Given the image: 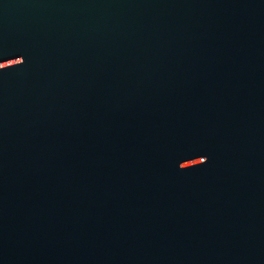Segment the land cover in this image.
Listing matches in <instances>:
<instances>
[{"label":"water","instance_id":"obj_1","mask_svg":"<svg viewBox=\"0 0 264 264\" xmlns=\"http://www.w3.org/2000/svg\"><path fill=\"white\" fill-rule=\"evenodd\" d=\"M0 264H264V0H0Z\"/></svg>","mask_w":264,"mask_h":264}]
</instances>
